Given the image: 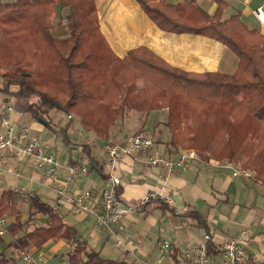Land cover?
<instances>
[{"label": "crops", "instance_id": "0c3cea01", "mask_svg": "<svg viewBox=\"0 0 264 264\" xmlns=\"http://www.w3.org/2000/svg\"><path fill=\"white\" fill-rule=\"evenodd\" d=\"M93 1L99 31L115 58H123L129 50L142 46L185 72L232 74L237 68V56L223 43L204 34L161 28L144 10L142 1L169 19L189 25L191 22L199 24L204 16H213L218 2H224L226 7L221 12V20L238 15L239 21L248 30L258 31L264 41V0ZM258 8L261 10L260 18L254 13ZM63 11L66 13L67 9L60 5L56 7L55 14L59 12V39L68 34L67 24L61 18ZM135 81L137 87H142L140 78ZM3 104L13 107L10 118L15 128L27 127L41 137L46 148L56 152L57 168L54 174L47 175L43 168L37 166L35 157L21 158L9 151H0V196L3 191L17 188L54 206L60 191L69 195L90 191L92 198L87 204L95 205L110 170L102 157L104 143L112 139L118 141L128 134L146 135L153 140L154 145L150 149L123 155L115 165V173L119 177L118 195L127 208L117 224L97 225L93 213L87 209L76 212L68 205L56 209L63 214L65 224L72 226L86 241L87 250L97 252L104 259L127 264H151L158 240L166 239L170 248L168 258L162 264H173L180 249L209 236L212 247L208 254L217 259L220 252L216 245L247 229L249 237L244 241V247L248 259L244 264H264V184L256 179L255 174L248 180L231 176V172L219 167L221 162L215 159L207 162L193 160L188 168L176 169L169 174L159 165L147 164L151 156L176 158L184 150L169 144L170 132L162 123L164 118H161L167 114L164 108L150 112L129 110L109 127L105 141L95 142L92 134L80 127L76 115L69 118L64 112L51 109L45 117L51 125L47 127L23 111V101L14 97L5 101L0 92V108ZM64 126L70 138L68 145L57 132ZM87 142L93 145L89 149L93 157L91 162L80 148V144ZM76 164L86 166L87 173L70 176L69 169ZM147 192L159 197L141 203ZM26 200L24 197L17 199L22 228L16 234L6 230L0 235V264H27L20 258L23 251L42 252L45 261L41 264H59L65 250L64 237L49 239L41 245L30 241L21 247L19 238L44 224L41 215L28 220ZM4 217L7 224L15 220L14 215ZM120 228L124 232L121 233ZM115 236L120 237L122 244L115 246Z\"/></svg>", "mask_w": 264, "mask_h": 264}, {"label": "trees", "instance_id": "16d2710c", "mask_svg": "<svg viewBox=\"0 0 264 264\" xmlns=\"http://www.w3.org/2000/svg\"><path fill=\"white\" fill-rule=\"evenodd\" d=\"M58 5L67 9L68 34L61 39L51 33ZM142 5L163 29L204 34L223 43L238 58L236 70L232 74L185 72L142 46L115 58L99 31L93 0H5L0 1V92L5 101L9 97L23 101V111L47 127L51 125L45 117L51 109L76 115L95 142L105 141L109 127L129 110L166 107L171 146L192 148L203 162L239 161L264 184L263 37L248 30L238 15L221 20L224 2H218L213 16L190 25L169 19L143 1ZM136 77L142 87L136 86ZM57 132L70 144L66 126ZM90 143L80 144L89 162L93 159ZM18 198L13 190L0 196V218L15 217L6 225L12 234L23 225ZM26 199L28 220L41 215L44 224L21 236V247L30 241L41 245L64 237L76 243L69 264H127L87 250L86 241L65 224L61 212L38 196ZM211 243L206 242L207 253Z\"/></svg>", "mask_w": 264, "mask_h": 264}, {"label": "built area", "instance_id": "2783aa9c", "mask_svg": "<svg viewBox=\"0 0 264 264\" xmlns=\"http://www.w3.org/2000/svg\"><path fill=\"white\" fill-rule=\"evenodd\" d=\"M256 11H254L255 15L260 18L261 10L258 8ZM12 110L13 107L10 104H3L0 108V151H9L21 158L33 156L37 160V166L43 168L47 175L54 174L57 168L56 152L53 149L46 148L41 137L31 132L27 127L15 128L10 118ZM152 143L153 141L149 136L138 134L125 136L121 142L107 140L102 147V157L106 160L110 170L103 181L97 203L95 205L87 204V201L92 198L90 191L76 195L62 194L60 191V196L56 198L53 208L56 210L62 205H68L76 212L87 209L93 213L97 225L117 224L127 208L119 200L116 193L119 177L115 173L114 167L123 155L150 149ZM196 158L198 159L195 151H182L173 160H166L156 155L149 158L147 164L150 166L159 165L166 171V174H169L176 169L188 168ZM219 167L229 170L231 176H240L245 180L254 176L252 171L234 162L224 161L219 163ZM85 173H87L86 166H72L69 169L70 176ZM13 192L17 197L28 198L32 196L31 193L17 188ZM157 197H159L157 194L147 192L141 198V203H146ZM165 199L168 202L170 201L168 198ZM7 223L6 217L0 218V235L6 232ZM120 229L121 233L124 232L123 228ZM248 237L249 231L242 229L237 234L220 241L215 247L219 250L220 256L215 259L207 253L206 242L209 240V236H206L200 242L180 249L178 258L173 264H244L248 259L244 241ZM114 244L115 246L122 244L119 236H115ZM75 245L73 239H65V250L61 255L59 264H69V256ZM169 248L168 240H158L151 264H162L168 258ZM20 258L27 264H41L45 261V255L42 252L23 251Z\"/></svg>", "mask_w": 264, "mask_h": 264}, {"label": "rangeland", "instance_id": "374dc122", "mask_svg": "<svg viewBox=\"0 0 264 264\" xmlns=\"http://www.w3.org/2000/svg\"><path fill=\"white\" fill-rule=\"evenodd\" d=\"M1 1V0H0ZM3 1H5V0H3ZM58 10H59V8H58ZM65 13V11H63L61 14H62V16H61V14H60V16H61V18H63L64 19V14ZM52 23H53V28L51 29V33H52V35L54 36V37H56V38H59V12L58 13H56V14H54V16H53V20H52ZM136 78H139V77H136ZM135 78V79H136ZM141 79V78H140ZM0 81H1V79H0ZM135 84H136V81H135ZM142 85H143V83H142ZM163 109V108H162ZM164 110L167 112V108L165 107L164 108ZM164 116V117H163ZM161 118H164V120H165V122H162L163 124H166V122H167V114L166 115H163ZM163 120V121H164ZM167 125V124H166ZM128 135H132V134H128ZM128 135H124V136H122L121 137V139L120 140H113L112 139V141H115V142H121L122 140H123V138L125 137V136H128ZM138 135H140V134H138ZM153 141V140H152ZM154 145V142L152 143V146ZM151 146V147H152ZM180 148H182V149H184L183 151H195L194 149H192V148H187V147H184V146H179ZM178 147V148H179ZM197 154V153H196ZM154 156H156V155H154ZM154 156H151L150 158H152V157H154ZM157 156H160V155H157ZM161 158H163V159H166V160H173V159H175V158H170V156H167V157H163V156H160ZM197 157H198V155H197ZM149 159V158H148ZM195 160H197V158L195 159ZM228 159H221V160H219L220 162H224V161H227ZM148 161V160H147ZM234 163H236L237 165H240L241 167H243L242 166V164L239 162V161H233ZM115 168V167H114ZM248 169V168H247ZM115 170V169H114ZM248 170H250V171H252L251 169H248ZM254 174H255V172L254 171H252ZM118 198H119V200L121 201V199H120V197H119V195H118ZM124 205V204H123ZM40 219H44L43 217H41Z\"/></svg>", "mask_w": 264, "mask_h": 264}, {"label": "water", "instance_id": "95a60500", "mask_svg": "<svg viewBox=\"0 0 264 264\" xmlns=\"http://www.w3.org/2000/svg\"><path fill=\"white\" fill-rule=\"evenodd\" d=\"M39 120H41L40 118H39ZM42 122H44L43 120H41Z\"/></svg>", "mask_w": 264, "mask_h": 264}]
</instances>
